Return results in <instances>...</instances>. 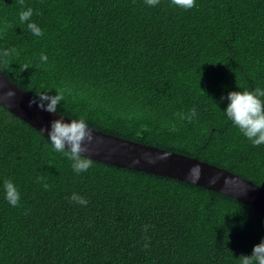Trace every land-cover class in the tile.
I'll list each match as a JSON object with an SVG mask.
<instances>
[{
	"label": "trees",
	"instance_id": "16d2710c",
	"mask_svg": "<svg viewBox=\"0 0 264 264\" xmlns=\"http://www.w3.org/2000/svg\"><path fill=\"white\" fill-rule=\"evenodd\" d=\"M195 4L0 0V51L19 52L0 73L32 97L63 89L57 112L92 129L264 188V145L253 146L224 112L229 92L264 89V0ZM27 8L43 37L19 20ZM24 63L32 67L21 72ZM193 108L192 123L174 115ZM92 160L77 175L48 137L0 105V264H240L264 239V214L237 199ZM7 179L20 192L16 207L5 199Z\"/></svg>",
	"mask_w": 264,
	"mask_h": 264
},
{
	"label": "clouds",
	"instance_id": "9594fccd",
	"mask_svg": "<svg viewBox=\"0 0 264 264\" xmlns=\"http://www.w3.org/2000/svg\"><path fill=\"white\" fill-rule=\"evenodd\" d=\"M21 8L24 7V0H18ZM145 3L150 7H155L160 3V0H145ZM170 5L178 9L188 11L196 7L195 0H170ZM33 15L32 8L22 10L19 14L21 23L29 22ZM10 25L5 24V28ZM28 30L37 37H43L44 31L33 22L27 23ZM18 56L19 52L16 48L5 49L0 51V70L10 67V57ZM41 64H47L48 56L41 53L39 57ZM32 67L29 63H24L20 66V71L23 72ZM39 67V65H35ZM7 98L11 99L15 96V92L9 90L6 93ZM65 99L64 90L57 89L56 95H48L47 93H36L32 99L29 100L28 105H36L40 110L48 113H56L57 107L61 101ZM228 104L224 110L227 118L232 122L233 126L239 130L240 133L246 137L253 146L264 145V89L260 87L255 90H241L232 91L227 95ZM180 120H187L192 123L197 118L196 109L193 108L188 113H175ZM47 135L51 146L55 152L63 153L70 161L73 171L79 175L87 172L93 166V160L83 153L88 151L84 146L85 142L92 143L94 140L93 130L89 128L86 120L72 119L71 123L65 122L62 118L55 119L51 122L50 128L47 129ZM66 145L68 146L66 148ZM167 154L159 157V159H166ZM151 162V161H150ZM202 169L199 164L194 165L189 169L188 175L193 182L199 181L201 178ZM218 177L210 180V183H215ZM43 177H38L37 182L40 183ZM229 183L225 180V184ZM45 190L49 188L46 183L43 184ZM5 199L7 202L16 207L20 202V192L18 191L12 180L4 181ZM71 201L78 203L81 206H86L88 201L76 193L70 197ZM149 225H144L143 230L148 231ZM145 243L143 247L148 249L150 247V238L144 237ZM240 264H264V239L253 247L251 255H242L239 257Z\"/></svg>",
	"mask_w": 264,
	"mask_h": 264
},
{
	"label": "water",
	"instance_id": "95a60500",
	"mask_svg": "<svg viewBox=\"0 0 264 264\" xmlns=\"http://www.w3.org/2000/svg\"><path fill=\"white\" fill-rule=\"evenodd\" d=\"M9 90L15 92V96L11 99L6 96ZM32 98L31 95L0 73V105L3 108L30 124L46 137H48L47 129L50 128L53 120L62 118L65 122L71 123L72 119L59 112L48 113L40 110L36 105L29 107L28 102ZM92 130L94 140L92 143L85 142L84 146L88 148V151L82 155L107 164L199 185L237 199L264 214V188L227 169L199 160L196 157L168 151L99 130ZM165 154H167L166 159H159ZM196 164L200 165L202 173L199 181L193 182L188 173L189 169ZM214 177H218V179L215 183H210ZM225 180H228L229 183L225 184Z\"/></svg>",
	"mask_w": 264,
	"mask_h": 264
}]
</instances>
